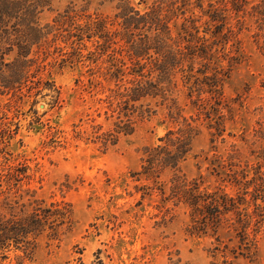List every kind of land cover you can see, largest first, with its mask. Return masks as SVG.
I'll list each match as a JSON object with an SVG mask.
<instances>
[{"label":"rangeland","instance_id":"374dc122","mask_svg":"<svg viewBox=\"0 0 264 264\" xmlns=\"http://www.w3.org/2000/svg\"><path fill=\"white\" fill-rule=\"evenodd\" d=\"M118 1L53 0L42 21L52 22L69 5L92 18L112 20ZM131 1L140 8L145 6L142 0ZM258 1L247 0L246 15L244 11L228 12L235 37L225 52L235 55L231 49L238 48L240 58L231 62L227 55L220 62L229 71L221 110L224 134L213 136L209 120H205L207 94L190 98L182 80L174 94L183 116H193L200 126L183 171L190 180L202 177L206 186H222L229 192H233L232 186L218 172L232 173V163L237 164L233 170L254 164L264 148V51L258 45V24L248 14ZM87 45L92 49L91 42ZM69 47L53 34L47 66L34 77L41 93L36 95V88L31 90L26 84L16 96L0 95V123L4 122L0 146L8 144L11 163L23 162L31 168V177L23 182L18 195L23 193L26 202L36 197L49 204L69 205L72 211V222L61 226L60 238L51 239L45 233L25 264H264V238L255 256L236 259L232 252L236 240L229 227L222 226L216 233L191 234L186 205L165 202L158 188L142 197L143 186L153 185L145 177L138 180L145 151L161 143L160 138L178 122L164 106L134 133L104 146L93 135L94 125L102 124L104 129L111 125L104 109L101 113L96 110L103 94L90 90L89 67L68 59L64 52ZM196 99L203 103L199 110L194 107ZM231 155L235 157L230 160ZM220 161L228 165L218 167ZM171 176L164 172L161 181L168 183ZM10 255L16 263V255L25 253L12 250Z\"/></svg>","mask_w":264,"mask_h":264},{"label":"trees","instance_id":"16d2710c","mask_svg":"<svg viewBox=\"0 0 264 264\" xmlns=\"http://www.w3.org/2000/svg\"><path fill=\"white\" fill-rule=\"evenodd\" d=\"M52 2L0 0V95L16 96L26 84L31 90L36 88V95L41 93L34 77L47 66L54 34L70 46L64 52L68 59L89 67L90 90L103 94L96 110L101 113L103 108L111 125L108 129L94 125L93 135L104 146L116 144L121 135L134 133L141 122L164 106L178 122L160 138L161 143L145 151L138 180L145 177L153 185L143 186L142 197L151 196L158 188L165 202L189 208L191 234L216 233L227 226L236 240L234 257L255 256L264 238V148L254 164L233 170L237 164L232 163V173L218 172L233 192L222 186L210 188L202 177L190 180L183 164L192 152L200 126L193 116H183L179 97L174 96L180 80L188 87L190 98L207 94L205 120H209L213 136L224 134L225 115L221 110L229 71L220 62L227 55L231 62L240 58L238 48L231 49L235 55L225 52L235 37L228 25V12L244 11L246 15L247 0H142L144 8L131 0H119L112 20L92 18L76 5H69L52 22L44 23L42 14ZM248 14L258 24V45L264 51V0H259ZM198 100L194 107L199 110L203 103ZM7 145L0 146V264H25L45 233L51 239L60 238L61 226L72 222V211L69 205L49 204L35 194L30 202L24 201L23 193L18 195L23 182L31 177V168L23 162L11 163ZM234 157L231 155L230 160ZM227 165L222 161L217 164L221 168ZM167 171L172 174L168 183L161 181ZM12 250H22L25 255H16L15 263Z\"/></svg>","mask_w":264,"mask_h":264}]
</instances>
